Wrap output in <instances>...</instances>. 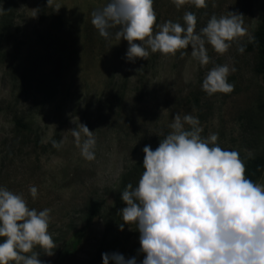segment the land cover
Wrapping results in <instances>:
<instances>
[{
  "label": "rangeland",
  "instance_id": "obj_1",
  "mask_svg": "<svg viewBox=\"0 0 264 264\" xmlns=\"http://www.w3.org/2000/svg\"><path fill=\"white\" fill-rule=\"evenodd\" d=\"M5 1L0 0V19ZM107 2L12 0L8 30L0 36V186L21 195L29 208L51 210L48 232L54 247L34 246L24 254L38 253L42 264H102V252L143 258L137 254L135 225L118 229L125 206L120 194L127 184L135 187L143 170L142 148L155 149L171 131L174 116L198 118L201 138L217 134L216 143L237 151L243 162L264 151V88L255 71L256 52L244 49L263 0H206L203 8L153 0L157 24H183L190 11L196 33L213 15L241 14L244 35L224 54L205 43L209 63L203 66L191 46L175 55L149 50L147 59L128 62L127 41L115 35L118 26L103 38L91 24V13ZM223 64L236 69L227 78L233 91L206 94L202 79ZM82 124L95 138L92 160L82 157L72 134L76 129L82 142ZM255 183L264 184V170ZM30 186L38 190L35 200ZM93 202L103 205L87 224Z\"/></svg>",
  "mask_w": 264,
  "mask_h": 264
},
{
  "label": "clouds",
  "instance_id": "obj_2",
  "mask_svg": "<svg viewBox=\"0 0 264 264\" xmlns=\"http://www.w3.org/2000/svg\"><path fill=\"white\" fill-rule=\"evenodd\" d=\"M171 3L177 8L185 3L207 6L206 0ZM231 13L211 16L196 33L193 12L184 13L183 24L170 20L157 24L153 0H108L91 13V24L103 38H108L109 28L118 26L115 35L127 41L128 62L147 59L149 50L175 55L191 46L193 58L203 66L209 63L205 43L224 54L232 40L244 35L241 14ZM235 70L215 65L202 79L201 90L208 95L231 93L234 86L227 78ZM169 128L155 149L142 148L139 179L135 187L127 184L120 194L125 206L119 210L122 223L118 229L135 225L137 254L143 258L138 262L136 256L102 252V264H264V184L245 177L239 153L221 148L217 134L201 138L198 118L176 115ZM83 130L82 142L76 129L72 134L82 157L92 160L95 138L87 126ZM53 146L59 147L55 142ZM28 192L35 200L37 188L30 186ZM50 211L29 208L21 195L0 186V264H42L38 253L24 254L34 246L54 247L48 232ZM46 253L52 255V251Z\"/></svg>",
  "mask_w": 264,
  "mask_h": 264
},
{
  "label": "trees",
  "instance_id": "obj_3",
  "mask_svg": "<svg viewBox=\"0 0 264 264\" xmlns=\"http://www.w3.org/2000/svg\"><path fill=\"white\" fill-rule=\"evenodd\" d=\"M11 1H5L2 4V12L0 19V36L8 30L9 26V16L13 6ZM247 51H255L257 54L255 71L261 79L262 86L264 88V0L263 9L259 19V23L253 32L250 41L244 46ZM262 109L264 113V102L262 104ZM262 138L264 143V123L262 128ZM245 165V177L255 182L262 175L264 170V151L258 155L249 157L243 162ZM102 202H93L88 207V212L86 215V223L90 224L100 213L102 208ZM78 241L72 243V250L76 248Z\"/></svg>",
  "mask_w": 264,
  "mask_h": 264
}]
</instances>
